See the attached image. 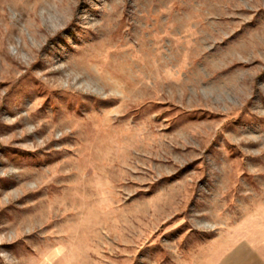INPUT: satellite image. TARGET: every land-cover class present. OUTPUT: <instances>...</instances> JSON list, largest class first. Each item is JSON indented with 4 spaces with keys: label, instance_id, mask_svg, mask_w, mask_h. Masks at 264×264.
<instances>
[{
    "label": "rangeland",
    "instance_id": "374dc122",
    "mask_svg": "<svg viewBox=\"0 0 264 264\" xmlns=\"http://www.w3.org/2000/svg\"><path fill=\"white\" fill-rule=\"evenodd\" d=\"M239 245L264 264V0H0V264Z\"/></svg>",
    "mask_w": 264,
    "mask_h": 264
},
{
    "label": "crops",
    "instance_id": "0c3cea01",
    "mask_svg": "<svg viewBox=\"0 0 264 264\" xmlns=\"http://www.w3.org/2000/svg\"><path fill=\"white\" fill-rule=\"evenodd\" d=\"M237 259L238 263L236 262ZM257 260V254L253 250L246 248V246L244 245H239L236 247L233 256L229 257V260L224 264H239V261L241 262V264H243V262L245 264H256Z\"/></svg>",
    "mask_w": 264,
    "mask_h": 264
},
{
    "label": "bare ground",
    "instance_id": "6f19581e",
    "mask_svg": "<svg viewBox=\"0 0 264 264\" xmlns=\"http://www.w3.org/2000/svg\"><path fill=\"white\" fill-rule=\"evenodd\" d=\"M252 263V262H251ZM254 264V263H253Z\"/></svg>",
    "mask_w": 264,
    "mask_h": 264
}]
</instances>
